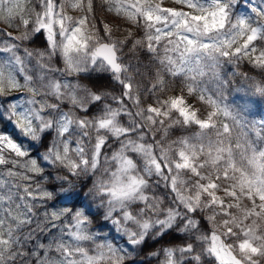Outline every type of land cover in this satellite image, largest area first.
I'll return each instance as SVG.
<instances>
[{
  "label": "snow or ice",
  "instance_id": "6c2138e0",
  "mask_svg": "<svg viewBox=\"0 0 264 264\" xmlns=\"http://www.w3.org/2000/svg\"><path fill=\"white\" fill-rule=\"evenodd\" d=\"M173 3L0 0V264H144L169 234L186 241L157 264H264V118L246 119L264 103V0ZM225 65L258 99L226 102ZM93 73L118 94L80 83Z\"/></svg>",
  "mask_w": 264,
  "mask_h": 264
},
{
  "label": "trees",
  "instance_id": "16d2710c",
  "mask_svg": "<svg viewBox=\"0 0 264 264\" xmlns=\"http://www.w3.org/2000/svg\"><path fill=\"white\" fill-rule=\"evenodd\" d=\"M240 3H245L246 0H238ZM254 3H259L260 0H253ZM69 14L76 16L78 15L77 12L74 10H69ZM97 15L101 20H105L112 24L113 27H115L117 24L121 25L122 27H127L128 25L124 24L123 21L115 17L114 15L107 14L105 12H102L100 10L97 11ZM0 27H4V25L0 24ZM9 31H12V29H8ZM16 34L15 32L13 33ZM27 47L32 49H43L45 47L44 39L43 37L37 38L33 43L26 44ZM23 53H21L22 55ZM128 61L131 62L134 66L139 64L141 73L144 74L143 78L138 76L136 77L137 81L141 84L142 87L148 86L149 79L148 76L152 71V65H151V59L145 54H142L141 52H138L135 56H128ZM34 64V61H33ZM57 66H62L61 64H57ZM238 72H247L248 75H256L255 72H253L248 66L241 63L240 67L236 69ZM223 72L228 75V78L231 81L230 87L225 91V95L227 97L226 102L229 103L230 106H232L234 109H237L241 106H244L246 101L250 99H258V97H252L251 93L248 91L249 85L248 83L239 75H231L233 72V69L231 66L225 65ZM74 79V78H69ZM81 84L87 85L88 87L93 88V90L100 89V90H108L112 91L115 89V91L119 92V87L115 85L113 82H111L107 77L100 79L98 78V74L93 73L92 79H81ZM209 87H214V84L209 82ZM12 95L15 96L14 93ZM244 98V99H241ZM249 108L253 107L252 105H248ZM67 107H65V111H67ZM95 111V109L93 110ZM259 115H246V119L248 121H256L258 122L262 112L264 111V103H261L258 108ZM3 127V124L0 123V128ZM196 129L193 128H175L171 132V135L169 136L170 140H174L177 137L180 136H190L193 132H195ZM248 131V129H246ZM249 139L255 140L256 137L254 133H249ZM158 194H163V189L157 190ZM186 237L183 234H169L168 236H165L160 243H152L149 241L148 245L144 248V251L141 252L138 256L135 257L137 261H144V264H157V258L149 257L147 254L150 251H155L161 247L164 246H181L185 243Z\"/></svg>",
  "mask_w": 264,
  "mask_h": 264
},
{
  "label": "rangeland",
  "instance_id": "374dc122",
  "mask_svg": "<svg viewBox=\"0 0 264 264\" xmlns=\"http://www.w3.org/2000/svg\"><path fill=\"white\" fill-rule=\"evenodd\" d=\"M163 5L165 6V7H179L178 5H176V4H174L173 3V0H163ZM14 94L15 95H19L18 93H15L14 92ZM199 106V105H198ZM262 118H264V111L262 112V114H261V117H260V119L259 120H261ZM181 137V136H180ZM177 138H179V137H177ZM177 138H175V139H177ZM174 139V140H175Z\"/></svg>",
  "mask_w": 264,
  "mask_h": 264
}]
</instances>
